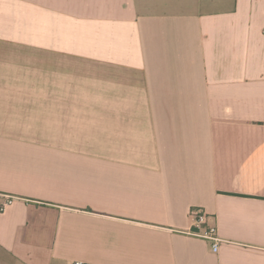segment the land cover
Wrapping results in <instances>:
<instances>
[{
	"label": "crops",
	"instance_id": "obj_1",
	"mask_svg": "<svg viewBox=\"0 0 264 264\" xmlns=\"http://www.w3.org/2000/svg\"><path fill=\"white\" fill-rule=\"evenodd\" d=\"M4 196L0 264H264V0H0Z\"/></svg>",
	"mask_w": 264,
	"mask_h": 264
},
{
	"label": "built area",
	"instance_id": "obj_2",
	"mask_svg": "<svg viewBox=\"0 0 264 264\" xmlns=\"http://www.w3.org/2000/svg\"><path fill=\"white\" fill-rule=\"evenodd\" d=\"M4 201L0 205V211L3 212L13 201V196H4ZM208 217L204 212H198L194 218L192 229L188 231V234L194 237L201 238L207 241L213 252H217L219 248L220 239L216 234L214 226H207ZM79 264V263H74Z\"/></svg>",
	"mask_w": 264,
	"mask_h": 264
}]
</instances>
